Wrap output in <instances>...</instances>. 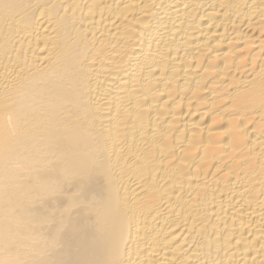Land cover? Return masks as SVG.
Instances as JSON below:
<instances>
[{"label":"bare ground","instance_id":"bare-ground-1","mask_svg":"<svg viewBox=\"0 0 264 264\" xmlns=\"http://www.w3.org/2000/svg\"><path fill=\"white\" fill-rule=\"evenodd\" d=\"M0 264H264V0H0Z\"/></svg>","mask_w":264,"mask_h":264}]
</instances>
